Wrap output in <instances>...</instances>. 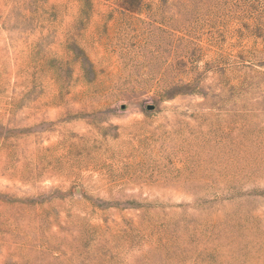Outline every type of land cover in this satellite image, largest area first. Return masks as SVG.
<instances>
[{"label":"rangeland","instance_id":"rangeland-1","mask_svg":"<svg viewBox=\"0 0 264 264\" xmlns=\"http://www.w3.org/2000/svg\"><path fill=\"white\" fill-rule=\"evenodd\" d=\"M0 264H264V0H0Z\"/></svg>","mask_w":264,"mask_h":264},{"label":"water","instance_id":"water-1","mask_svg":"<svg viewBox=\"0 0 264 264\" xmlns=\"http://www.w3.org/2000/svg\"><path fill=\"white\" fill-rule=\"evenodd\" d=\"M152 109H153L152 106H148V107H147V110H148V111H150V110H152Z\"/></svg>","mask_w":264,"mask_h":264}]
</instances>
